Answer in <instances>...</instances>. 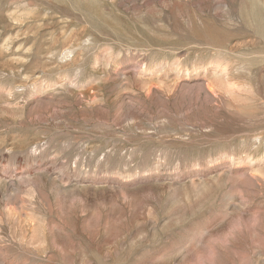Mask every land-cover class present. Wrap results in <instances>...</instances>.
<instances>
[{
	"label": "rangeland",
	"instance_id": "obj_1",
	"mask_svg": "<svg viewBox=\"0 0 264 264\" xmlns=\"http://www.w3.org/2000/svg\"><path fill=\"white\" fill-rule=\"evenodd\" d=\"M0 264H264V0H0Z\"/></svg>",
	"mask_w": 264,
	"mask_h": 264
}]
</instances>
